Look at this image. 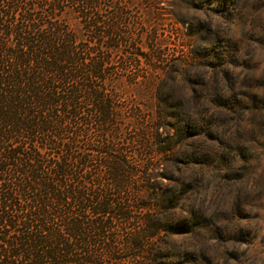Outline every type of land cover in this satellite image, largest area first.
<instances>
[{"label":"trees","instance_id":"obj_1","mask_svg":"<svg viewBox=\"0 0 264 264\" xmlns=\"http://www.w3.org/2000/svg\"><path fill=\"white\" fill-rule=\"evenodd\" d=\"M125 7L0 0V264H120L125 254L164 264L154 237L189 227L186 217L154 216L163 182L154 184V165L129 159L126 131L138 121L124 115L121 88H138L145 75L126 71L138 56L149 61L154 45L140 52ZM122 46L120 66L112 56ZM157 137L171 139L168 130ZM146 139L153 144L154 131ZM133 208L145 210L140 220Z\"/></svg>","mask_w":264,"mask_h":264},{"label":"rangeland","instance_id":"obj_2","mask_svg":"<svg viewBox=\"0 0 264 264\" xmlns=\"http://www.w3.org/2000/svg\"><path fill=\"white\" fill-rule=\"evenodd\" d=\"M124 4L140 52L154 45L149 61L138 56V66L126 71L145 75L138 88H121L124 115L138 121L126 131L129 159L154 165V184L163 182L162 208L154 191V216L190 220L187 230L154 237L161 262L264 264V0ZM128 52L122 46L115 64ZM163 116L166 127H159ZM164 130L168 153L158 150L168 142L157 137ZM144 211L132 214L140 220ZM125 255L120 264H135Z\"/></svg>","mask_w":264,"mask_h":264}]
</instances>
